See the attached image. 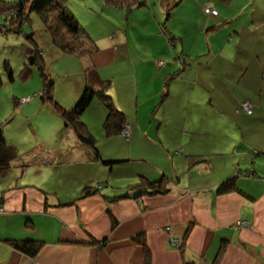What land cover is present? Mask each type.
<instances>
[{
  "label": "crops",
  "instance_id": "obj_1",
  "mask_svg": "<svg viewBox=\"0 0 264 264\" xmlns=\"http://www.w3.org/2000/svg\"><path fill=\"white\" fill-rule=\"evenodd\" d=\"M199 13L204 20L194 23L192 31L173 32L169 28L182 40V51L178 53L173 47L169 48L167 37L156 26V32L147 36L158 35L156 40L159 41L147 48L148 52L132 56L121 40L108 43L104 48L97 46L96 52L82 57L64 53L53 44L57 50L51 61L57 65L54 66L56 71L49 70L53 75L56 101L64 108L71 107L85 87V67L94 66L101 78L111 80L109 93L119 110H131L130 106L136 101L135 115L123 112L132 134L128 139L119 134L105 136L102 124L106 109L96 98L81 119L96 140L99 157L94 148L78 141L55 110L46 112L40 123L35 121L32 131L42 141L25 152V163L18 158L23 165L14 163L12 167L36 165L32 171L38 183L30 184L25 170L19 172L18 177V172L15 173L10 180L6 177L12 167L6 174H0L3 207L0 264H264V160H258L264 157V148L256 147L253 157L250 152L239 151L231 138L239 132L243 138L248 136L244 126L251 124L248 121L252 116L236 111L240 102L250 100L253 109L255 103L250 92L238 85L237 79L231 91L220 94L211 86L210 76L214 78L224 72L222 78L214 79L224 84L227 75L236 68L225 57H220V50L206 60L205 49L202 52L185 49L186 41L196 44L200 39L203 43L206 41L209 23H206L207 17ZM235 16L226 14L225 20H212V24L226 23ZM211 28L207 29L209 37L213 33ZM234 34L238 35L236 31ZM36 49L40 56L41 48L36 46ZM49 52L43 54L48 57ZM157 60L165 64L159 66ZM104 64L123 65L119 70L124 72L116 76L103 75L99 68ZM136 65L140 67L139 77ZM178 68L179 75L166 86L167 76ZM243 68L239 66V74ZM263 74L264 66L261 77ZM106 76L110 78H104ZM124 76L133 79L132 87L124 84L126 79L120 82ZM164 87L167 94L162 97ZM193 91L197 99L189 109ZM203 93L209 97L208 114L196 113ZM25 99L28 102L30 97ZM139 104L142 105L141 116ZM90 107L94 117L87 116ZM150 113L157 119L156 129L153 119L145 121ZM247 132L253 133V130ZM148 146L162 154L146 156ZM102 159L123 161L108 166ZM251 162L256 176L239 175V170L247 169ZM60 170L69 172L73 178L69 181L70 190H57L60 178L57 187H52L55 173ZM140 176L149 180L165 176L170 181L164 192L109 199L122 194L128 185L138 182ZM177 176L178 179L173 180ZM232 176L236 177L237 189L217 193V185ZM87 187L95 190L81 196ZM237 222L247 224L237 226ZM137 235L144 237L150 256L148 263L145 247L134 239ZM25 238L41 241L35 256L20 252L10 243V240ZM92 238L98 242L104 239V242L91 243ZM172 238L182 240L181 249L171 245ZM224 241L225 247L214 263Z\"/></svg>",
  "mask_w": 264,
  "mask_h": 264
},
{
  "label": "rangeland",
  "instance_id": "obj_2",
  "mask_svg": "<svg viewBox=\"0 0 264 264\" xmlns=\"http://www.w3.org/2000/svg\"><path fill=\"white\" fill-rule=\"evenodd\" d=\"M18 1L20 0H0L1 3L6 5H11ZM142 1L145 2L144 5L134 6L131 10H128L125 6L114 7L112 5H107L104 0H67L66 5L76 15L80 25L94 39L99 48H104L108 43L113 41L119 43L121 40L123 41L122 43L125 44L128 55L130 56H132L133 53L148 52L147 48H151L155 45V42L159 41L156 40L158 35H154L153 38L147 36L148 34L156 32L155 26L164 36H167V34L162 31L164 28H161L164 22L167 28H171L173 32L179 30L192 31L194 23L199 20L200 22L204 20L199 13L204 5L216 7L218 10L219 16L214 17V19L212 18L214 21L221 22L225 20L226 14L232 16L236 15L232 20L226 23L217 24L216 28L212 29L213 33L210 37L207 30L208 26H206V41L203 43L200 39L197 44L195 41H193V43L186 41L185 49L187 51L196 50L200 52L205 49L206 52L203 53H205L206 60L210 54L220 50V57H225L231 64L234 66L236 65V68L234 67L230 72L231 74L227 75L224 84L216 83L214 80L217 77L222 78L224 72L214 75V78L210 76L209 82L213 88L218 90V94H220V92L223 93L225 90L231 91L237 79L238 85L243 90L250 92L251 99L254 100L253 103L256 105L254 104L252 115H250L252 116V120L248 121L251 124L244 126V132L247 133L248 136L243 138L242 134L239 132L231 135V138L235 140V145L239 151L245 152V154L250 152V155L254 157L257 153L256 147L264 148V138L262 141H258L260 138L264 137V80L260 75V71L264 66V0H230L227 4L212 2L211 0H183L179 4H175L176 0ZM1 20L3 19L1 18ZM207 23L210 24L212 21L209 22L207 19ZM22 27L23 30L20 32H15L13 28L9 31H3L1 29L2 27H0V128L3 130L5 142L16 149L18 157L14 162L19 165H23L21 163H25L26 161L24 159L27 156L25 152H28L32 147H35L42 141V138L34 135L32 125L35 121L40 123L46 112L55 110L52 103L42 102L43 100L40 96L42 90V76L40 75L39 66L42 67L46 74L53 78L49 69L52 68L56 71L54 66L57 65V62L54 63L51 61L52 54L57 48L53 45L40 16L31 12L28 20ZM235 31L238 35L234 34ZM36 46L42 50L40 56L33 50L34 48L36 49ZM168 46L170 48L169 44ZM172 47L176 53L181 51L182 44H180L179 41L177 43L175 41V45H172ZM45 51H50L49 54H47L48 57L43 54ZM198 56L200 61L201 57L200 55ZM30 58L32 63H30ZM34 60L35 63H33ZM134 61H136L135 57H133V62ZM5 62L8 63L11 70L12 80L9 79V71L5 68ZM239 66L244 67L243 72L241 70L242 75L238 73ZM123 67V65L117 64H104L100 65L99 70L103 75L114 74L116 76L124 72V70H119ZM139 68V65H136L138 77L141 73ZM24 69L29 71L27 76L23 75ZM238 74L241 76L239 77ZM104 78L110 77L106 76ZM123 79H126L124 84L130 87L133 86L134 81L131 77H122L121 83ZM164 90L167 91V87H164L162 91ZM54 93H58L57 90H54ZM135 93L137 94V91L134 92V94ZM192 95V105L188 106L189 109L195 105L197 99V97L194 96L195 91L192 92ZM26 97H30V99L28 102L24 103L22 99ZM200 98V104L198 105L196 113L208 114L210 108L208 104L209 97L203 93ZM53 99L56 101L55 95ZM30 100L32 101L30 102ZM157 103H159V100ZM135 104L136 101H134L133 107L130 106L131 110L126 108L125 111L122 112L130 114V116L135 115ZM91 108L92 107L88 109L89 111H86L87 114L89 112L87 116H93L94 111ZM155 109L156 108H154L153 111ZM138 111L141 116L143 112L142 105L140 104L138 106ZM55 113L57 112L55 111ZM152 113H150L145 121L147 122L149 119H153L156 129L158 123ZM169 115L168 113L167 116ZM250 130H253V133L247 132ZM63 132H65L64 126ZM250 135L252 137H250ZM130 136L129 134L128 138H130ZM258 137L259 139L257 140ZM240 144L241 146L239 147ZM157 151V149L148 146L145 149V154L146 156H157L162 154ZM18 158H20L21 163L18 162ZM261 159L264 160V157H260L258 160ZM27 162L29 163V160ZM257 164H259V162ZM262 164L264 165V163ZM35 166L36 165H32L31 167L27 165L19 167L14 166L11 169L12 172L10 171L11 173H9L6 178L8 180L11 178L13 179L17 172L18 177L20 175L19 172L25 170L27 177L31 181L30 184H34V182L38 183V181H34V171H32ZM55 176L52 182L53 188L57 187L58 179L60 178V189L57 190L66 191L71 189L69 181L73 178L70 177L69 172L60 170L55 173ZM0 206L2 207L1 203ZM2 211H0V213H3ZM236 225L239 226L238 224ZM182 244V240L180 239H171V245L177 249H181ZM199 264H203V262Z\"/></svg>",
  "mask_w": 264,
  "mask_h": 264
},
{
  "label": "trees",
  "instance_id": "obj_3",
  "mask_svg": "<svg viewBox=\"0 0 264 264\" xmlns=\"http://www.w3.org/2000/svg\"><path fill=\"white\" fill-rule=\"evenodd\" d=\"M67 0H20L11 5H6L0 2V27L3 31L13 30L15 32H20L23 30V24L28 20L29 14L31 12L36 13L42 19V22L45 26V29L48 31L52 43L59 48L64 53L74 54L78 57H82L85 55H90L93 52L97 51V45L94 39L84 30V28L80 25L77 20L76 15L67 7ZM142 0H104L107 5H112L114 7H122L125 6L128 10L134 8V6H142L145 4ZM183 0H176L175 4L181 3ZM210 1V0H209ZM212 2L227 4L230 0H211ZM124 7V8H125ZM204 7H210L213 10H216V14H212L204 11ZM201 8L202 13L207 17L208 21L211 22L212 18L218 17V10L216 7L204 5ZM1 18L3 20H1ZM206 19V23H207ZM214 21V20H213ZM2 22V24H1ZM208 28L215 29L217 25H213L212 23L207 24ZM8 26V27H7ZM163 33L167 34V42L170 45H175L179 41L182 44V40L180 37L170 32L169 28H167L165 22L161 28ZM178 40V41H177ZM172 44V45H171ZM34 52H37V49H33ZM182 51V49H181ZM180 52V51H178ZM176 52V53H178ZM34 54V53H32ZM185 57V56H183ZM182 63L183 59H179ZM35 63V60L33 61ZM159 66L165 64L163 60H157ZM183 64V63H182ZM5 68L9 71V79L12 80V73L9 68L7 62H5ZM40 75L42 76V90L40 92L41 99L43 101H47L54 105L55 111L59 114V116L63 119L66 127L71 128L76 138L83 145L94 148L96 157H99L95 144L96 140L89 133L86 124L81 119L82 113L88 108L91 104L93 98H96L106 109V117L103 121V130L105 136H112L119 134L123 138H126L122 135V131L124 129V125L127 124L125 122L124 113L119 110L115 102L113 100L112 95L109 93V89L111 88V80L103 79L97 73V70L94 66H87L84 69L85 76V87L79 99L69 108L62 107L59 103H57L53 99V79L50 75L46 74L42 67L39 66ZM180 68L176 69L173 73L167 76L165 84L166 86L169 84L170 80L179 75ZM29 71L24 69L23 75L27 76ZM264 80V74L262 76ZM167 91L163 92L161 95L165 97ZM250 102V100H243L238 105L236 111H242L246 115H251L253 112V105L251 103V112L246 113L242 108V104L244 102ZM129 125V124H128ZM130 127V135L132 134V128ZM18 157L17 151L14 147L8 145L5 142V137L3 130L0 128V174H6L10 168L14 165V161L17 160ZM123 160H106L102 159L101 162L105 165L111 166L113 163L121 162ZM253 162L250 163V166L247 169L239 170L238 174L242 176H246L248 178L255 177V170L252 167ZM140 180L134 184L128 185L126 190L122 194H118L109 199L117 200L122 197H130L133 196L138 198L139 196L146 194H154L157 192H164L166 190V185L170 181L169 178L165 176H161L155 180H149L143 176H140ZM178 179V176L173 178V180ZM236 177L232 176L221 183H219L216 187L217 193H226L229 191H233L237 189L236 187ZM100 187V186H99ZM95 190V189H94ZM91 188H86L81 196H86L94 191ZM132 195L130 192H132ZM237 224V223H236ZM188 230V229H187ZM135 241L145 247V258L146 262L149 261V253L146 249L144 237L142 235H137L134 237ZM104 239L101 241H97L92 238L91 243L102 244ZM11 245L19 250L20 252L28 255L35 256L39 250L41 241L32 238L25 239H14L10 240ZM225 247V241L222 242L219 246L218 252L216 254L214 263L217 262L219 255L223 251ZM206 263V262H205Z\"/></svg>",
  "mask_w": 264,
  "mask_h": 264
},
{
  "label": "built area",
  "instance_id": "obj_4",
  "mask_svg": "<svg viewBox=\"0 0 264 264\" xmlns=\"http://www.w3.org/2000/svg\"><path fill=\"white\" fill-rule=\"evenodd\" d=\"M204 9V11L205 12H209V13H212V14H216L217 12H216V10H213L212 8H210V7H204L203 8ZM23 102H25V101H27V99H23L22 100ZM242 108L244 109V111L246 112V113H250L251 112V104L249 103V102H244L243 104H242ZM129 134H130V127H129V125L128 124H125L124 125V129H123V131H122V135L123 136H125L126 138L129 136ZM34 155H32L31 157L32 158H34L33 157ZM30 157V155L28 156V158ZM2 208L3 207H1L0 206V211H2ZM237 224L240 226H242V225H245V224H247L246 222H237ZM203 264H206L205 262H203Z\"/></svg>",
  "mask_w": 264,
  "mask_h": 264
},
{
  "label": "water",
  "instance_id": "obj_5",
  "mask_svg": "<svg viewBox=\"0 0 264 264\" xmlns=\"http://www.w3.org/2000/svg\"><path fill=\"white\" fill-rule=\"evenodd\" d=\"M30 63H32V60H31V58H30Z\"/></svg>",
  "mask_w": 264,
  "mask_h": 264
}]
</instances>
